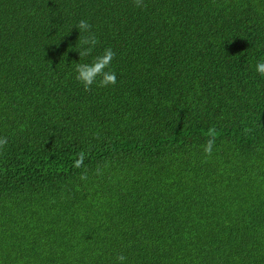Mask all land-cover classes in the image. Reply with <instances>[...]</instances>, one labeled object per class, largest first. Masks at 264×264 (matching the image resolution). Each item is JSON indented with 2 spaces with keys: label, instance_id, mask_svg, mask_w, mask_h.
Here are the masks:
<instances>
[{
  "label": "trees",
  "instance_id": "16d2710c",
  "mask_svg": "<svg viewBox=\"0 0 264 264\" xmlns=\"http://www.w3.org/2000/svg\"><path fill=\"white\" fill-rule=\"evenodd\" d=\"M144 4L0 0V264H264V0Z\"/></svg>",
  "mask_w": 264,
  "mask_h": 264
},
{
  "label": "clouds",
  "instance_id": "9594fccd",
  "mask_svg": "<svg viewBox=\"0 0 264 264\" xmlns=\"http://www.w3.org/2000/svg\"><path fill=\"white\" fill-rule=\"evenodd\" d=\"M136 7H145L144 0H134ZM79 30L78 46L75 50L78 52L79 57H89L92 55L96 48L98 39L95 33L92 32V26L87 20H80L75 26ZM71 48V45H69ZM116 53L112 48H105L102 54L96 55L90 63H77L75 65L76 80L79 81L85 91L91 90L94 84L99 87H108L109 85H115L117 82V75L111 70L112 61L115 58ZM255 70L261 76H264V60L256 62ZM99 78V79H98ZM206 143L203 146V151L206 156H211L213 147L216 142V130L215 128H209ZM8 143L7 137H0V149L4 148ZM86 153L81 151L73 162V167H82L86 158ZM97 174H100V169H97ZM86 173L81 175V179H86ZM127 257L123 254H119L116 257L118 264H125Z\"/></svg>",
  "mask_w": 264,
  "mask_h": 264
}]
</instances>
